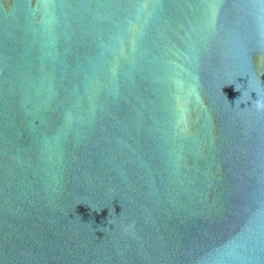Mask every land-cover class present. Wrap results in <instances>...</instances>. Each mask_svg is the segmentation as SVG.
Wrapping results in <instances>:
<instances>
[{
  "label": "water",
  "instance_id": "1",
  "mask_svg": "<svg viewBox=\"0 0 264 264\" xmlns=\"http://www.w3.org/2000/svg\"><path fill=\"white\" fill-rule=\"evenodd\" d=\"M0 264H264V0H0Z\"/></svg>",
  "mask_w": 264,
  "mask_h": 264
}]
</instances>
